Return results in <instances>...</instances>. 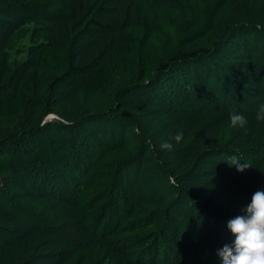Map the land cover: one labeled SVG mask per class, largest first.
Here are the masks:
<instances>
[{
    "label": "trees",
    "instance_id": "1",
    "mask_svg": "<svg viewBox=\"0 0 264 264\" xmlns=\"http://www.w3.org/2000/svg\"><path fill=\"white\" fill-rule=\"evenodd\" d=\"M0 16L3 262L220 264L227 221L264 190V0H0ZM59 214L72 235L50 253Z\"/></svg>",
    "mask_w": 264,
    "mask_h": 264
},
{
    "label": "clouds",
    "instance_id": "2",
    "mask_svg": "<svg viewBox=\"0 0 264 264\" xmlns=\"http://www.w3.org/2000/svg\"><path fill=\"white\" fill-rule=\"evenodd\" d=\"M257 121H264V104L256 113ZM248 121L243 114L233 112L229 116L230 128H245ZM177 144L183 139V133L171 138ZM174 147L171 141L161 144L164 150ZM241 158L230 156L226 161L229 167L243 173L251 168L248 162L241 164ZM227 229L235 237L231 244H225L217 250L220 264H264V190H257L251 196V202L241 208V214L227 221Z\"/></svg>",
    "mask_w": 264,
    "mask_h": 264
},
{
    "label": "rangeland",
    "instance_id": "3",
    "mask_svg": "<svg viewBox=\"0 0 264 264\" xmlns=\"http://www.w3.org/2000/svg\"><path fill=\"white\" fill-rule=\"evenodd\" d=\"M2 18V19H1ZM0 19H1V21L2 20H5V17L3 18L2 16H0ZM2 29H0V34L2 33V31H1ZM4 35H0V41H1V38L3 37ZM7 38V40H8V37H4V39H6ZM3 39V40H4ZM52 116L51 115H48L46 118H51ZM64 214H59L58 215V221L54 224V227L56 228V229H48V228H42L43 230H40L39 232H42V231H44L45 230V232H46V235H48L49 237H50V242L48 241V243H50L49 244V250H50V253H53V252H56V251H58V250H61L62 248H64V249H66V248H68V244L67 243H70V241H67V238H68V236H71L72 235V233H71V229H70V231L68 230V228H66V226L65 227H62L61 225H62V223L63 222H61V221H63L64 220ZM59 222H61V224L59 225ZM65 231V232H64ZM67 231V232H66ZM69 231V232H68ZM3 231H2V229L0 228V256H1V258H0V262L1 263H4V264H7L6 262H3L5 259H9V258H11L10 257V255L14 252L12 249H10L9 251H7L9 248V246H11L12 245V243L13 242H15V241H13V240H11L10 238H8V237H12L11 236V234L10 233H8L9 235H7V234H5L4 233V235H3ZM48 236H47V240H48ZM69 239V238H68ZM10 242H12V243H10ZM7 243V244H6ZM8 243H10V244H8ZM31 248V245L28 247V249H30ZM7 251V252H6ZM64 253H66V251L65 252H63L61 255H64ZM4 254H5V257L3 258V256H4ZM58 257H60V254H57V256L55 257V259L56 258H58ZM18 264H25V263H18Z\"/></svg>",
    "mask_w": 264,
    "mask_h": 264
}]
</instances>
